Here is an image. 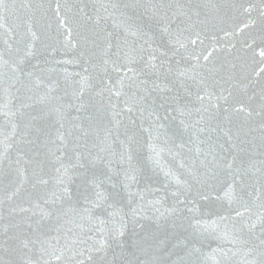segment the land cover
Here are the masks:
<instances>
[{"label": "water", "instance_id": "1", "mask_svg": "<svg viewBox=\"0 0 264 264\" xmlns=\"http://www.w3.org/2000/svg\"><path fill=\"white\" fill-rule=\"evenodd\" d=\"M261 51L264 0H2L0 264H264Z\"/></svg>", "mask_w": 264, "mask_h": 264}, {"label": "snow or ice", "instance_id": "2", "mask_svg": "<svg viewBox=\"0 0 264 264\" xmlns=\"http://www.w3.org/2000/svg\"><path fill=\"white\" fill-rule=\"evenodd\" d=\"M0 2H2V0H0ZM192 43H195V41H192ZM260 55L264 56V51H261ZM205 59H207V56L205 57ZM130 71H131V69H130ZM260 72H264V68H261ZM257 74H259V73H257ZM198 99L203 100L204 97L198 96ZM262 223H264V221H262ZM253 227H255V225H253ZM121 235H122V233H121ZM57 259H59V257H57Z\"/></svg>", "mask_w": 264, "mask_h": 264}]
</instances>
